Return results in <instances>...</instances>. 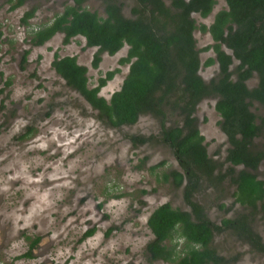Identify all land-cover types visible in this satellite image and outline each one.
Instances as JSON below:
<instances>
[{
  "label": "rangeland",
  "instance_id": "rangeland-1",
  "mask_svg": "<svg viewBox=\"0 0 264 264\" xmlns=\"http://www.w3.org/2000/svg\"><path fill=\"white\" fill-rule=\"evenodd\" d=\"M123 3V12L132 17V0ZM74 0H27L10 11L8 0H0V264H170L150 262L146 245L153 238L148 219L156 207L170 203L189 211L183 186L157 179V174L180 170L171 149L160 142L133 146V134L159 136L157 118L145 114L133 125L109 127L96 117V111L75 89L69 87L52 66L54 55L75 56L88 68L90 86L107 71L119 69L102 88L100 95L110 99L120 89L129 65L119 61L127 53L125 45L117 54L102 55L98 68L92 66L96 47H87L85 38L75 37L63 44L57 33L41 46L30 43L39 26L51 22ZM169 3V1H168ZM84 6L104 16L102 0H86ZM37 7L30 26L21 23L27 10ZM227 8L217 0L212 13L203 18L194 13L197 24L209 26L214 15ZM197 47L213 43L209 33L195 31ZM25 50H30L23 63ZM214 57L213 50L201 52V63ZM237 61H234V65ZM232 67V68H233ZM218 74V64L201 67L208 82ZM10 82V84H7ZM256 74L247 82L257 85ZM3 90V91H2ZM216 98L203 99L195 116L204 135L211 158L222 171L229 143L221 130V117L215 109ZM257 123L264 107L252 101ZM174 122V119H173ZM172 119L168 121V125ZM28 128L27 138L20 135ZM264 145V136L257 139ZM164 162L156 172L152 166ZM264 181V160L256 172ZM235 186L225 181L220 186L202 183L195 195L209 218L221 224L248 212L234 202ZM95 233L84 238V234ZM254 230L264 239V215L253 221ZM39 236L32 257L23 256L30 248L27 237ZM213 245L232 264H264V253L230 232L216 234Z\"/></svg>",
  "mask_w": 264,
  "mask_h": 264
},
{
  "label": "trees",
  "instance_id": "trees-1",
  "mask_svg": "<svg viewBox=\"0 0 264 264\" xmlns=\"http://www.w3.org/2000/svg\"><path fill=\"white\" fill-rule=\"evenodd\" d=\"M27 0H8L9 10L23 6ZM86 0H74L54 19L33 30L30 43L41 46L57 33L67 45L77 37L85 38L87 47H96L92 66L98 68L102 55L117 54L125 45L127 53L119 61L129 71L119 90L110 99L100 92L119 72L107 71L96 86H90L88 68L75 56L54 55L52 66L66 84L78 91L97 112L96 117L109 127L119 129L135 124L142 115L150 114L161 125L159 136L129 135L133 146L160 142L169 147L180 170L157 174V179L183 186V196L190 210L164 203L148 219L153 238L146 245L150 262L170 264H232L213 245L216 234L230 232L257 252L264 253V239L253 228L256 215H264V181L257 171L264 160V117L257 123L251 110L252 101L264 107V0H225L212 23L197 24L193 14L208 17L217 0H132V17L123 12L118 0H102L104 16L84 6ZM169 1V3H168ZM37 7L27 10L21 23L30 26ZM209 33L213 43L197 47L195 31ZM3 32L0 31V40ZM213 50L214 57L201 63V52ZM30 50H25L23 63ZM237 61V64H234ZM218 64V74L206 82L201 67ZM233 67V68H232ZM256 74L257 85L247 82ZM7 84H10L8 82ZM3 91V90H2ZM206 98H216L215 109L221 117L220 127L229 148L222 171L220 163L210 157L195 112ZM172 123L168 125V121ZM174 119V122H173ZM32 129L20 135L27 138ZM151 167L153 171L163 165ZM225 181L235 186L234 202L248 212L233 219L213 222L204 206L195 200L202 183L220 186ZM95 233L91 229L84 238ZM32 257L40 237H27Z\"/></svg>",
  "mask_w": 264,
  "mask_h": 264
}]
</instances>
